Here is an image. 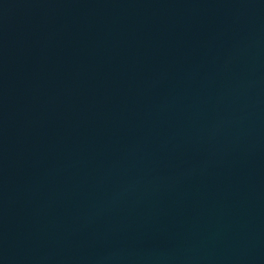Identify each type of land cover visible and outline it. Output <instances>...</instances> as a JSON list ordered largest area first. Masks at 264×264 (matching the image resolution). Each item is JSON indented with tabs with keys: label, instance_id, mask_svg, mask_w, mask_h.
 I'll list each match as a JSON object with an SVG mask.
<instances>
[{
	"label": "water",
	"instance_id": "95a60500",
	"mask_svg": "<svg viewBox=\"0 0 264 264\" xmlns=\"http://www.w3.org/2000/svg\"><path fill=\"white\" fill-rule=\"evenodd\" d=\"M0 264H264V0H0Z\"/></svg>",
	"mask_w": 264,
	"mask_h": 264
}]
</instances>
